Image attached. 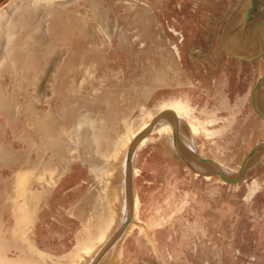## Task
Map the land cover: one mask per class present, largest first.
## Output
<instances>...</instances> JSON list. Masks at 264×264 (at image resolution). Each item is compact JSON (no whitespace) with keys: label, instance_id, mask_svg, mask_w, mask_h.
<instances>
[{"label":"rangeland","instance_id":"374dc122","mask_svg":"<svg viewBox=\"0 0 264 264\" xmlns=\"http://www.w3.org/2000/svg\"><path fill=\"white\" fill-rule=\"evenodd\" d=\"M237 3L0 2V264H86L120 220L129 143L163 111L188 123L181 142L239 168L264 139V53L225 50ZM262 23L253 0L239 46ZM171 130L136 145L135 216L100 264H264V152L232 183L184 164Z\"/></svg>","mask_w":264,"mask_h":264},{"label":"water","instance_id":"95a60500","mask_svg":"<svg viewBox=\"0 0 264 264\" xmlns=\"http://www.w3.org/2000/svg\"><path fill=\"white\" fill-rule=\"evenodd\" d=\"M233 12L227 19L221 34L222 44L225 50L238 58L252 59L258 57L264 53V35L260 38V33L264 29V23H262L258 28L255 29V37L250 38L244 42L246 47L254 45L252 49L242 48L239 46L238 40H240L241 34L245 28L246 22L248 20L249 14L253 8V0H237ZM238 12V22L231 23L232 17ZM253 37V36H252ZM260 39L259 43L258 40ZM262 39V40H261ZM264 87V75H262L256 82L252 89V100L255 110L264 118V106L260 103L258 98V93L262 91ZM168 120L174 129V148L177 156L182 160L184 164H187L192 168V170L202 174V175H219L224 180L232 183H237L243 180L247 174L250 172L252 166L254 165L257 157L264 152V139L257 144L246 154L241 165L236 171H231L224 165L216 162L211 158L201 156L196 150L195 146L190 140L189 144L186 142H181L178 138V133L183 132L185 135L190 136V128L188 123L183 120L180 116L175 113L163 111L156 116H154L148 123V125L143 128L128 145L126 150V155L124 159L123 172H124V210L120 220L114 230L109 234V236L104 240V242L99 246L96 252L90 257L87 264H100L102 260L114 250L115 246L118 244L128 225L134 216L135 211V201L136 197L133 190V154L136 145L142 141V139L161 121Z\"/></svg>","mask_w":264,"mask_h":264},{"label":"bare ground","instance_id":"6f19581e","mask_svg":"<svg viewBox=\"0 0 264 264\" xmlns=\"http://www.w3.org/2000/svg\"><path fill=\"white\" fill-rule=\"evenodd\" d=\"M264 35V31H262L261 33H260V38H262V36ZM262 40V39H261ZM259 41H260V39L258 40V42H256V44H258L259 43ZM246 47V46H245ZM261 99V100H260ZM259 100H260V103H262V99L263 98H260ZM164 124H168V125H170L171 127H172V125L170 124V122H168V120H163V121H161L156 127H158V126H160V128L164 125ZM173 128V127H172ZM170 135H171V137H172V141H173V146H174V129H173V131L171 130L170 131ZM178 136H179V133H178ZM171 144V143H170ZM135 204H136V201H135ZM123 210H124V201H123V205H122V207H121V209H120V216H122V213H123ZM135 216V215H134ZM98 248H99V246H98ZM97 248V249H98ZM96 249V248H95ZM96 249V250H97ZM96 250H95V252H96ZM94 252V253H95ZM112 253H114V251H112ZM88 263V262H87ZM86 263V264H87Z\"/></svg>","mask_w":264,"mask_h":264},{"label":"trees","instance_id":"16d2710c","mask_svg":"<svg viewBox=\"0 0 264 264\" xmlns=\"http://www.w3.org/2000/svg\"><path fill=\"white\" fill-rule=\"evenodd\" d=\"M2 0H0V2H1Z\"/></svg>","mask_w":264,"mask_h":264},{"label":"crops","instance_id":"0c3cea01","mask_svg":"<svg viewBox=\"0 0 264 264\" xmlns=\"http://www.w3.org/2000/svg\"><path fill=\"white\" fill-rule=\"evenodd\" d=\"M263 100H264V98H263Z\"/></svg>","mask_w":264,"mask_h":264}]
</instances>
